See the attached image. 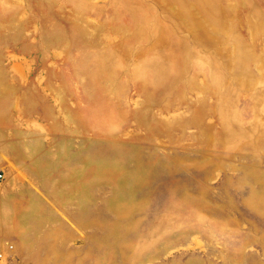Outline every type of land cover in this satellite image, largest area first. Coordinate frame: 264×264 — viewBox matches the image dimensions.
I'll return each mask as SVG.
<instances>
[{"label":"rangeland","instance_id":"1","mask_svg":"<svg viewBox=\"0 0 264 264\" xmlns=\"http://www.w3.org/2000/svg\"><path fill=\"white\" fill-rule=\"evenodd\" d=\"M0 171V264H264V0H0Z\"/></svg>","mask_w":264,"mask_h":264},{"label":"built area","instance_id":"2","mask_svg":"<svg viewBox=\"0 0 264 264\" xmlns=\"http://www.w3.org/2000/svg\"><path fill=\"white\" fill-rule=\"evenodd\" d=\"M4 180V174L2 172H0V181ZM10 249H13V246L9 247ZM3 255H0V257H2Z\"/></svg>","mask_w":264,"mask_h":264},{"label":"crops","instance_id":"3","mask_svg":"<svg viewBox=\"0 0 264 264\" xmlns=\"http://www.w3.org/2000/svg\"><path fill=\"white\" fill-rule=\"evenodd\" d=\"M1 172V171H0Z\"/></svg>","mask_w":264,"mask_h":264}]
</instances>
